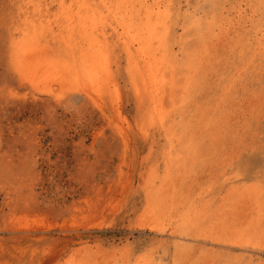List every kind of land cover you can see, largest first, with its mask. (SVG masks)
I'll return each instance as SVG.
<instances>
[{"label": "rangeland", "instance_id": "374dc122", "mask_svg": "<svg viewBox=\"0 0 264 264\" xmlns=\"http://www.w3.org/2000/svg\"><path fill=\"white\" fill-rule=\"evenodd\" d=\"M125 1L0 0V264H264V0Z\"/></svg>", "mask_w": 264, "mask_h": 264}, {"label": "bare ground", "instance_id": "6f19581e", "mask_svg": "<svg viewBox=\"0 0 264 264\" xmlns=\"http://www.w3.org/2000/svg\"><path fill=\"white\" fill-rule=\"evenodd\" d=\"M89 1V0H88ZM96 1V0H95ZM107 1V0H106ZM127 1V0H126ZM125 1V2H126ZM146 1V0H145ZM93 2V1H92ZM103 2V1H102ZM128 2V1H127ZM145 3V2H144ZM107 4H109V2L107 3ZM120 4V3H119ZM94 5V4H93ZM96 5V4H95ZM98 5H99V3H98ZM105 5V4H104ZM124 5V4H123ZM145 5V4H144ZM143 5V1H142V6H144ZM92 6V5H91ZM101 6V8H102V4L100 5ZM99 6V7H100ZM141 6V7H142ZM165 6V5H164ZM164 6H161V4L159 5H151L148 9H147V11H146V13H144V14H146L145 15V18H144V21H148V24L150 25L149 27H148V25H147V28H145V31H144V34L142 33V31H143V29H142V31H141V33L146 37H144L145 39H144V41L146 40V39H149V38H152V39H157L158 37H157V34H159L158 32L160 31L159 30V28H162V27H160L159 26V23H160V20H162L163 18H164V15H166V13H167V10L165 9V8H163ZM146 7H147V5H146ZM98 7H96V9H97ZM128 8V7H127ZM109 9H110V7H109ZM122 9V8H121ZM98 10V9H97ZM100 10V9H99ZM111 10V9H110ZM117 10V9H116ZM126 10V9H125ZM124 10V11H125ZM133 10V9H132ZM131 10V11H132ZM146 10V9H145ZM145 10H144V12H145ZM114 11V10H113ZM130 11V10H129ZM134 11V10H133ZM132 11V12H133ZM137 11V10H136ZM91 12H92V9H91ZM102 12V11H101ZM93 13V12H92ZM96 13V12H95ZM110 13V12H109ZM130 13V12H129ZM103 14H105V13H103ZM108 14V13H107ZM128 14V13H127ZM168 15V14H167ZM125 16V15H124ZM130 15H128V17H129ZM97 17V16H96ZM95 17V18H96ZM102 17V16H101ZM101 17H99V18H101ZM106 17V16H105ZM131 17V16H130ZM132 17H133V15H132ZM110 18H111V16H110ZM124 18V17H123ZM137 18V17H136ZM140 19H141V17H139ZM90 19V18H89ZM88 19V20H89ZM119 19V18H118ZM96 20H97V18H96ZM131 20V19H130ZM143 20V19H142ZM164 20V19H163ZM163 20H162V22H163ZM99 21V20H98ZM106 21V20H105ZM108 21V20H107ZM111 21V20H110ZM109 21V22H110ZM121 21V20H120ZM128 20L126 19V22H127ZM86 22V21H85ZM141 21H139V23H140ZM165 22H166V20H165ZM95 23V22H94ZM101 23H103V22H101ZM121 23V22H120ZM132 23V22H131ZM130 23V24H131ZM143 23V22H142ZM144 23H147V22H144ZM112 24V23H111ZM125 24V23H124ZM123 24V25H124ZM163 24V23H162ZM105 25V24H104ZM133 25H134V22H133ZM132 25V26H133ZM138 25V24H137ZM103 26V25H102ZM122 26V25H121ZM130 26V25H129ZM141 26V25H140ZM143 26V25H142ZM92 27V26H91ZM124 27V26H123ZM144 27V26H143ZM164 27H165V23H164ZM104 28V27H103ZM138 28V27H137ZM166 28V27H165ZM116 29H117V27H116ZM90 30V29H89ZM130 30H132V29H130V27H129V31ZM165 30L166 29H164V34L166 35L167 34V31L165 32ZM128 31V32H129ZM137 31V30H136ZM135 30H133V33H134V35L137 37V41L138 40H142V37H141V35H140V31L138 32H136ZM162 31V30H161ZM89 32V31H88ZM117 32V31H116ZM161 33V32H160ZM125 34V33H124ZM128 34V33H127ZM132 34V33H131ZM86 35H88V34H86ZM102 35V34H101ZM103 35H105V34H103ZM164 35V36H165ZM129 36V35H128ZM131 36V35H130ZM134 36V37H135ZM163 36V35H162ZM98 37V36H97ZM124 37V36H123ZM166 37V36H165ZM95 37H93V39H94ZM100 38V37H99ZM160 38H161V35H160ZM84 39H86V38H84ZM90 39V38H89ZM88 39V40H89ZM105 39V38H104ZM135 39V38H134ZM127 40V39H126ZM150 40V39H149ZM160 40H164V37H163V39H160ZM159 40V41H160ZM73 42V41H72ZM93 41H92V39L90 40V47L88 48V50H87V54H89L88 55V57L90 58L91 56H93L92 54H93V52L95 51V50H93V48H94V45H93V43H92ZM103 42V41H102ZM127 42V41H126ZM139 42H141L142 43V41H139ZM147 42V41H146ZM150 42H151V40H150ZM61 43H62V41H61ZM138 43V42H137ZM144 43V42H143ZM148 43V42H147ZM154 43V42H153ZM73 44V43H72ZM103 44V43H102ZM108 44V43H107ZM155 44V43H154ZM153 44V45H154ZM157 44H159V43H157ZM33 45V44H32ZM104 45V44H103ZM139 45V44H138ZM144 45V44H143ZM147 45H150V44H147ZM71 46V45H70ZM69 46V47H70ZM108 46V45H107ZM136 46V45H135ZM160 46H161V44H160ZM26 47H28V46H26ZM33 46H31V48H32ZM125 47V46H124ZM144 47V46H143ZM150 47V46H149ZM155 47H157L156 45H155ZM154 47V48H155ZM36 48H37V46H36ZM36 48H34V49H36ZM146 48H148V46H146ZM162 48V47H161ZM29 49H30V47H29ZM33 49V50H34ZM58 49V48H57ZM73 49V48H72ZM75 49V48H74ZM80 49H83V47H80ZM98 49V48H97ZM105 49V48H104ZM103 49V50H104ZM140 49V48H139ZM149 50V49H148ZM155 50H157V49H155ZM24 51V50H23ZM32 51V50H31ZM82 51V50H81ZM99 51V50H98ZM129 51V50H128ZM150 51V50H149ZM153 51V50H152ZM152 51H150V53L152 52ZM30 52V51H29ZM74 52V51H73ZM76 52V51H75ZM105 52V51H104ZM28 53V52H27ZM26 53V54H27ZM95 53H97V52H95ZM149 53V54H150ZM62 54V53H61ZM128 54H130V52L128 53ZM149 54H148V56H149ZM156 54V53H155ZM47 55V54H46ZM77 55V54H76ZM104 55V54H103ZM132 55H133V53H132ZM145 55H146V53H145ZM25 56V55H24ZM95 56H99L98 54L97 55H95ZM155 56V55H154ZM46 57V56H45ZM100 57V56H99ZM129 57V56H128ZM25 58V57H24ZM70 58V57H69ZM103 58V57H102ZM145 58V57H144ZM146 58H148V57H146ZM145 58V59H146ZM150 58V57H149ZM143 59V58H142ZM152 59H154L153 57H152ZM35 60V59H34ZM39 60V59H38ZM66 60H67V58H66ZM95 60V59H94ZM105 60V59H104ZM148 60V59H147ZM151 60V59H150ZM27 61V60H26ZM42 61V60H41ZM68 61H69V59H68ZM79 61V60H78ZM90 61V60H89ZM93 61V60H92ZM96 61V60H95ZM153 61V60H152ZM25 62V61H24ZM33 62V61H32ZM35 62V61H34ZM86 62H87V59H86ZM98 62V61H97ZM147 62H151V61H147ZM72 64L74 63V62H71ZM99 63V62H98ZM103 63V62H102ZM156 63V62H155ZM158 63H159V61H158ZM35 64V63H34ZM72 64H71V68H73V66H72ZM153 64V63H152ZM166 64V63H165ZM36 65V64H35ZM68 65H70V64H68ZM74 65V64H73ZM100 64H98V65H96V66H99ZM134 65V64H133ZM149 65V64H148ZM153 66H154V64H153ZM155 66H157V65H155ZM49 67V66H48ZM47 67V68H48ZM77 67V66H76ZM80 67V66H79ZM86 67V66H85ZM84 67V68H85ZM151 67H152V65H151ZM158 67V66H157ZM32 68V67H31ZM45 68V67H44ZM75 68V67H74ZM83 68V67H82ZM99 69H100V67H98ZM97 68V69H98ZM41 69V68H40ZM68 69V68H67ZM77 69H78V67H77ZM152 69V68H151ZM160 69V68H159ZM45 70V69H44ZM60 70V69H59ZM152 70H154V69H152ZM45 71H47V69L45 70ZM69 71V70H68ZM79 71V70H78ZM102 71V70H101ZM88 72V71H87ZM86 72V73H87ZM104 73V72H103ZM151 75V74H150ZM161 75V74H160ZM167 75V74H166ZM64 76V75H63ZM73 76V75H72ZM103 76V75H102ZM70 77V76H69ZM89 77H90V75H89ZM92 77H90V79H91ZM158 78V77H157ZM159 78H161V77H159ZM163 78V77H162ZM67 79V78H66ZM66 79H64V80H66ZM95 79V78H94ZM94 79L92 78L91 80H93L94 81ZM93 81H92V83H93ZM99 83H101V82H99ZM97 84H98V82H97ZM93 85V84H92ZM101 89V88H100ZM157 88H155L154 89V91L156 90Z\"/></svg>", "mask_w": 264, "mask_h": 264}]
</instances>
